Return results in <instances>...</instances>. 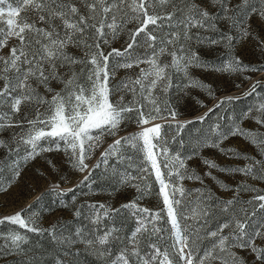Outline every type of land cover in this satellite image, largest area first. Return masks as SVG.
<instances>
[{
    "label": "snow or ice",
    "instance_id": "1",
    "mask_svg": "<svg viewBox=\"0 0 264 264\" xmlns=\"http://www.w3.org/2000/svg\"><path fill=\"white\" fill-rule=\"evenodd\" d=\"M3 2L4 0H0V4ZM17 3L18 7L9 5L7 12L0 6V20L7 17L4 20L6 29L0 27V49L8 46L12 38L18 41L17 45L10 48L7 56H0V80L4 82L0 87V130L19 127L21 131L12 137V142L16 143L15 148L9 147L8 142L2 139L0 147L8 148L9 154L15 152L19 155L23 145L25 155L22 160L25 163L41 153L62 150L72 167L85 172L89 169L86 159L102 144L104 136L116 137L122 122L131 119L135 113L140 131L114 139L101 152V159L104 163L113 156L123 159L121 149L125 145L139 147L155 171L163 198V208L154 211L140 207L137 200L147 194L146 189L150 186L134 185L140 196L137 200L122 205L121 209L131 210L138 226L128 241L131 249H122L113 264H131L133 256L137 258V264H176L171 257L177 255L182 264H249L247 258L240 255L236 249L252 256L251 264H264V215L257 218V211L264 212V194L254 195L247 201H241L239 195L240 191L258 193L262 190L241 183L236 185V192L231 199L220 200L210 190L185 189L182 183L166 182L156 158L157 154L153 151L157 147L153 141H163L161 129L164 126L153 121L160 119L169 127H172L174 122L178 132L192 122L178 121L177 113L170 108L167 100L161 102L159 96L155 95L157 89L166 95L174 86L173 72L184 73L188 80L186 87L208 88L209 95L213 94L210 86L190 77L189 67L230 72L246 69L264 72V64L244 65L238 57L226 61L221 66H213L202 60L190 47H185L187 42L195 39L197 43L207 42L210 45L223 42L226 47L231 48L235 39L232 35L233 29H238L245 38L257 39L260 46L264 47V40H260L258 34L250 30L253 15L258 16L260 24L264 26V0H260L259 7L253 6L252 0H241V3L236 5H233L231 0H209V7L215 8V12L210 11L209 7L195 3V0H179V4L176 0H80L84 11L73 0H17ZM169 5L171 11L167 10ZM28 8L35 10V20L20 17L21 11ZM221 20L228 22L229 31L222 32L218 40L202 37L199 31L192 32L194 28L216 31ZM129 23H135L137 26L128 29ZM165 27L182 28V31L164 32ZM124 31L129 35L126 47L123 50L112 48L105 54L101 45L108 44L109 37L116 39ZM141 40L147 45L143 55L136 52L141 46ZM157 44L160 47H157ZM70 46L84 49V55H74L68 50ZM165 53L171 56L170 62L160 60ZM111 58H122L123 62ZM141 63H146L148 67L141 68L135 79L127 78L112 83L117 69L139 67ZM54 82L62 87L56 90L52 86ZM260 86L261 81H255L245 95H252ZM40 88L51 94L50 99L39 91ZM126 92L132 93V100L125 101L123 95L117 100L112 99L117 93ZM239 98L229 96L219 99L213 108H209L198 119L204 120L214 109ZM26 103L37 105L35 116L29 119L25 114L22 119L13 120V117L20 113L22 104ZM39 105L47 107L41 112ZM255 111L257 115L253 116V108H249L242 114V118H250L256 124L264 126V103L256 106ZM237 134L246 137L264 154V134L238 125L227 132H219V140L207 146L219 148L223 140ZM220 151L249 158L246 153L232 148H220ZM163 152L167 160V149L164 148ZM251 159L253 163L236 168H221L208 159L203 162L221 171L238 172L264 180V159ZM48 163L55 167L52 161ZM175 164L184 169L183 173L179 170L175 173L179 181L195 179L203 183L195 170H187L184 160L179 156L168 160L164 167H174ZM20 166V160L13 161L9 166L11 179L7 186L0 176V191H6L7 187L15 183L21 174ZM98 166L99 161L94 167ZM3 171L4 165L0 162V173ZM172 175L169 170L168 177L171 178ZM204 175L212 176V173L206 172ZM135 179L143 180L144 177L125 175L121 183H129ZM87 180L89 176L85 175L81 183ZM218 183L224 188L230 187L222 181L218 180ZM51 190L63 191L58 189V186ZM192 193H196V196L187 199ZM41 198L42 194L34 203H38ZM237 204H253L256 208L249 212L245 207H236ZM33 207L34 205L30 204L14 214L0 217V224L10 222L31 233L47 232L60 244L74 243L64 236L60 225L42 227L39 214L30 211ZM92 207L104 210L105 216L109 215L104 204ZM112 211L118 212L120 209ZM165 213L171 224L170 243L166 242L163 250L160 245L151 244L150 251L141 256L138 234L149 232L150 236L155 235L159 240H165L161 235L165 229L157 226ZM75 215L79 216L80 211L76 210ZM189 219L192 220L191 224L181 223V220ZM96 220L99 222V215ZM212 221L216 223V227L209 230L208 225ZM113 232L114 230H108L87 243L106 245L110 238L119 239ZM0 239L5 241L0 249H7L9 252L24 251L22 246L28 242L27 234L19 231H12L7 236L0 235ZM169 248L172 249L171 252Z\"/></svg>",
    "mask_w": 264,
    "mask_h": 264
},
{
    "label": "rangeland",
    "instance_id": "2",
    "mask_svg": "<svg viewBox=\"0 0 264 264\" xmlns=\"http://www.w3.org/2000/svg\"><path fill=\"white\" fill-rule=\"evenodd\" d=\"M82 11L85 9L80 3V0H73ZM179 4V0H176ZM195 3L201 4L204 7H209V0H195ZM233 5L240 4L241 0H231ZM9 5L18 7L17 0H4L0 6L7 12ZM252 5L259 7L260 0H252ZM171 11V5L167 8ZM210 11L215 12V8L209 7ZM220 15V13H217ZM22 18L29 20L36 19V12L32 8L22 10L19 14ZM7 17L5 16L4 20ZM247 19V17H245ZM4 20H0V27H5ZM59 23V21H57ZM251 31L258 34L260 40H264V26L260 24L259 17L253 15L250 20ZM137 25L129 23L128 29H134ZM150 28L152 26H149ZM182 31L181 29L168 27L164 28V32ZM200 32L202 37L210 39H219L222 32L229 31L227 21L221 20L218 23L216 31H205L203 29H192L193 33ZM232 35L235 38L231 48L225 46L221 42L216 45H210L207 42L197 43L195 39L187 42L185 47H190L196 52L202 60L209 62L213 66H221L230 59L239 58V61L244 65H260L264 64V47H261L259 41L252 37H243L238 29L232 30ZM108 44H102L105 54L111 51L112 48L123 50L129 41L127 31L122 32L116 39L109 37ZM18 41L15 38L9 40L8 46L0 49V56H7L10 48L17 45ZM160 47L159 44L156 45ZM147 45L141 40V46L136 49L138 54L143 55ZM171 50V45L168 46ZM71 53L78 57L84 55V49L70 46L68 49ZM150 55V53H149ZM117 62H123L122 58H111ZM162 62H170L171 56L165 53L160 57ZM79 68V66H77ZM146 63H141L139 67L119 68L116 70L115 78L112 83L115 84L122 79H135L141 68H146ZM189 76L197 78L204 84L210 86L213 93L209 95L208 88L187 86L188 80L183 72H173V87L165 95L159 89L155 91V95L159 96L161 102L167 100L168 105L177 113L178 121H192L185 125L179 132L173 122L172 127H169L165 121L157 119L153 123H162L164 126L161 129V137L163 141L157 142V147L153 149L157 154L156 158L160 165L161 173L166 179V182L172 184L182 183L185 189L202 188L210 190L211 193L220 200L231 199L236 192V185L244 183L251 185L261 192L254 193L252 191H240L241 201H247L254 195L264 194V180L255 178L254 176L243 175L241 173H230L221 171L219 168H211L203 161L205 159L214 161L221 168H236L243 167L253 163L251 158L256 160L264 159V154H261L258 146L253 145L246 137L239 134L229 136L226 140L220 143L219 148L212 145L219 140V132H227L228 129L238 125L244 129H250L264 134V126L256 124L250 118H242V114L247 112L249 108H253L251 115H257L255 108L260 103H264V72H257L251 69L244 71H216L211 68H201L191 66L188 69ZM261 81V86L257 88L252 95H245L251 89V85L255 81ZM3 80H0V87L3 86ZM56 90H59L62 85L53 83ZM138 87V86H137ZM39 91L50 99L51 94L45 93L43 88ZM120 95L124 96L125 101L132 100V93H117L112 99H119ZM240 97L233 100L231 103H226L218 109H214L204 120H199L198 117L204 115L209 108L224 97ZM151 107V105H148ZM163 107V104H161ZM47 105H39L40 111L43 112ZM37 105L35 103L22 104L21 111L13 120L22 119L25 114L29 119L35 116ZM166 115V114H165ZM170 119V118H169ZM219 125V129H217ZM19 127H11L0 130V139L8 142L9 147L15 148L16 143L12 142L14 134L19 133ZM140 131V126L136 123V114H132L131 119H127L120 125L118 135L104 136L102 144L96 148L90 158L86 159L89 169L85 172H80L68 162L64 151H50L38 155L35 159H31L26 163L22 160L25 155L23 145L19 155L15 152L9 154L8 148L0 147V162L4 165L3 177L5 186L11 179V168L13 161L20 160V176L16 179L6 191H0V217L14 214L16 211L27 208L33 204L34 207L30 210L36 212L40 216V225L48 228L52 224L60 225V230L64 236L69 237L74 243L60 244L52 239V236L47 233H31L26 229H21L18 225H13L10 222L0 224V235L7 236L12 231L26 233L28 242L22 247L24 251H11L0 249V264H113L117 259L120 251L124 248L131 249L128 241L131 239L132 233L137 228V219L131 214V210L121 209V206L130 201L137 200L140 193L134 185L143 187L149 185L146 193L142 198L137 200L140 207L159 210L163 208V198L160 195V185L156 180L155 171L151 167V162L145 159V153L139 147L133 148L130 145H125L121 151L123 159H118L113 156L109 158L107 163L101 159V152L116 138L120 136H129ZM44 144V142H41ZM142 144V141L140 142ZM167 149V160L163 149ZM220 148L236 149L241 153H246L249 158L236 156L231 152H221ZM179 156L183 159L187 170H195L203 180L184 179L179 181L175 175L179 170L181 173L184 169L179 168V164L173 167L165 168L164 164L173 157ZM191 157V159H187ZM52 161L55 167L48 163ZM99 161V166L94 167ZM147 169V171H143ZM169 170L173 175L168 177ZM206 172H211L212 176L204 175ZM85 175L89 176V180L83 181ZM125 175L130 177H141L144 179H135L129 183H121ZM216 177L218 179H213ZM219 181L229 185V188L221 186ZM54 186L62 192L51 190ZM68 189H72L68 191ZM42 198L38 203H34L37 197ZM196 193H192L187 199H192ZM179 198V194H177ZM104 204L108 216L103 214L104 210L94 209L93 205ZM66 205V207H65ZM236 207H245L249 212L256 208L253 204H237ZM112 209H120L118 212H113ZM76 210L80 211V215H75ZM99 215L100 220L97 222L96 217ZM163 219L157 224L158 227L165 229L161 234L165 240H159L157 236L149 235V232L138 234L140 240L141 256L150 251L151 244H158L163 250L166 242L170 243L171 224L168 222L166 213L162 214ZM264 215V212L257 211V218ZM192 223V220H181V223ZM222 222V221H221ZM216 223L210 222L208 229H214ZM151 226L149 225V229ZM108 230H114L113 235L119 239H109L106 245L88 244V240H93L103 235ZM227 231V230H226ZM5 243L0 239V246ZM10 243V242H9ZM171 252L172 249L169 248ZM236 251L247 258L249 264L253 259L246 252L239 249ZM203 254V253H201ZM176 264H182L179 256L171 257ZM131 264H137V258L131 257Z\"/></svg>",
    "mask_w": 264,
    "mask_h": 264
}]
</instances>
